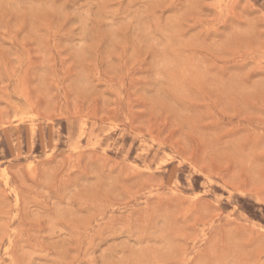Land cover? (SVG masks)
<instances>
[{
    "label": "rangeland",
    "instance_id": "obj_1",
    "mask_svg": "<svg viewBox=\"0 0 264 264\" xmlns=\"http://www.w3.org/2000/svg\"><path fill=\"white\" fill-rule=\"evenodd\" d=\"M0 264H264V0H0Z\"/></svg>",
    "mask_w": 264,
    "mask_h": 264
}]
</instances>
